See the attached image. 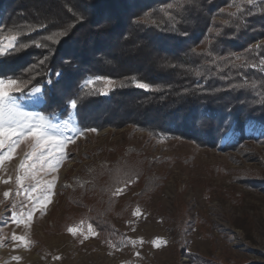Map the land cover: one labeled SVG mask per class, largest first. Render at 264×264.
Returning <instances> with one entry per match:
<instances>
[{"label":"rangeland","instance_id":"rangeland-1","mask_svg":"<svg viewBox=\"0 0 264 264\" xmlns=\"http://www.w3.org/2000/svg\"><path fill=\"white\" fill-rule=\"evenodd\" d=\"M56 81L47 105L35 95L13 93L23 111L44 115L53 125L70 119L69 128L76 131L61 129L74 142L67 143V156L55 173H41L42 179L57 176L54 195L27 229L10 216L13 203L17 212L26 210L14 181L21 159L31 151L29 143H21L0 167V177H12L0 183V264H264V124L249 119L241 131L231 127L216 146L154 137L134 125L84 131L77 110L70 116L61 111L72 86ZM113 87L95 84L98 92H107L103 97ZM101 120L93 121L100 126ZM132 170L138 178H126ZM9 189L4 200L2 193ZM117 189L122 191L114 194ZM95 212L109 228L92 226L96 235L80 243L67 228L87 234ZM13 232L30 243L16 247ZM153 240L164 243L154 246Z\"/></svg>","mask_w":264,"mask_h":264},{"label":"trees","instance_id":"trees-1","mask_svg":"<svg viewBox=\"0 0 264 264\" xmlns=\"http://www.w3.org/2000/svg\"><path fill=\"white\" fill-rule=\"evenodd\" d=\"M166 3L178 6L171 10L175 22L160 11ZM39 24L47 27H22ZM65 29L67 35L53 37L56 43L43 39ZM16 30L27 33L20 42L38 40L49 47L32 45L3 58L0 74L28 79L26 70L47 56L40 75L32 73L33 84L52 96L49 69L52 81L62 71L60 80L72 86L70 97L84 96L77 108L81 128L134 125L154 137L216 146L231 127L241 131L249 119L264 124V73L216 59L235 54L253 64L264 56V48L246 51L264 39V0H0V35ZM97 76L115 82L109 94L103 97L97 88L81 93L82 82ZM133 78L151 89L135 87ZM98 119L100 126L93 121ZM137 173L126 178L136 179ZM93 214L91 226L109 228Z\"/></svg>","mask_w":264,"mask_h":264},{"label":"snow or ice","instance_id":"snow-or-ice-1","mask_svg":"<svg viewBox=\"0 0 264 264\" xmlns=\"http://www.w3.org/2000/svg\"><path fill=\"white\" fill-rule=\"evenodd\" d=\"M247 4H253L254 0H246ZM174 4L166 3L161 6L160 11L167 17L168 20L175 22V16L172 13ZM237 10L240 11V6L236 5ZM223 11V10H222ZM148 15L147 13L145 14ZM230 16H236L237 13H229ZM82 19V17H81ZM227 23V21H225ZM23 28H27L28 31H35L36 28H46L47 25L39 24L36 26L25 25ZM26 32L21 30H16L7 35H0V60L3 58L17 54L21 50H26L30 46L35 45L38 48H47L49 47L46 44L41 43L38 40H32L31 43H22L19 38L23 35H26ZM67 35V29L61 32H55L51 36L43 37L45 40H51L53 43H56L53 39L54 36H64ZM260 48H264V42L258 43L256 45H249L247 52H254ZM48 57L38 60L36 63L30 66V69H27L28 79L22 77H12L4 76L0 74V167L3 166L5 160H11L13 154L16 152V148L21 143H29L31 148L30 152L24 154V157L21 159L15 176V186H16V195H24L27 205H22L26 208L25 211L17 212L15 210V203H13V208L10 216V220L13 224L20 226L23 225L25 229L29 228L32 221L33 215L37 211L43 215L47 205L51 202V197L54 195L53 189L56 185L57 176L51 175L49 179H42L41 173L48 175L49 173H55L60 165L61 161L67 156V153L64 151L68 142H74L72 137H67L62 134L61 129L63 130H72L76 129L69 128L70 119L63 120L60 125H53L48 122L47 117L39 113L26 112L23 111L18 104L16 103L17 97L13 93H19L20 95L27 96H37L41 102L46 105L52 102V96L49 92L47 98H44L42 86H36L33 84L35 76L32 75L35 72L36 75H40L37 69L46 64ZM217 60H221L225 63L226 67L231 68H243L251 67L258 68L259 71L264 72V56H262L257 63L248 64L244 61V58L239 55L230 54L228 57H216ZM237 61L240 63L238 64ZM70 64V61H68ZM214 63V61H213ZM218 71L221 69H217ZM57 78V83H59L60 78L63 75L62 71H57L55 73ZM227 79V77H225ZM244 82L247 83L246 77L243 78ZM102 82L104 88L110 90V86L114 85L115 82L107 77H94L87 79L80 86L81 93H84L86 88H91L93 91H96L95 84ZM43 83V82H42ZM51 79V69H49L47 84L51 89L52 86ZM133 84L135 87L143 90H150L151 85L136 80L133 78ZM230 88L236 89L238 85H229ZM99 94L106 95V91H100ZM84 98L83 95L68 97L65 100V104L62 107V112L69 113L74 112L78 108L80 100ZM51 129H56L57 133L50 131ZM84 131L95 132L97 129L88 128ZM12 180V177L8 179H3L0 177V183L8 184ZM122 190L117 189V192L114 194H119ZM12 189L6 190L2 193L4 200H8ZM3 201H0L2 203ZM139 210L133 212L132 214L138 215ZM67 231L72 234V236L77 237L80 243H84L89 236L96 235L95 229L91 225L88 226L87 234L83 231H80L78 227H68ZM79 233V235H78ZM10 239L13 242H18L15 244L16 247L26 246L30 241L26 240V235H17L15 232L12 233ZM3 241H0L2 243ZM138 241L131 240L129 243L135 245ZM154 246H157L159 243H164V241H152ZM110 247H115V245L110 244ZM138 255V253H137ZM21 257L13 256L12 260L19 261ZM54 259H59V257H54ZM127 264V262H125Z\"/></svg>","mask_w":264,"mask_h":264}]
</instances>
